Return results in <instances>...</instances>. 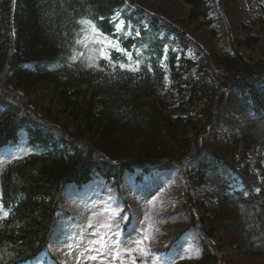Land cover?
Instances as JSON below:
<instances>
[{
  "label": "trees",
  "instance_id": "16d2710c",
  "mask_svg": "<svg viewBox=\"0 0 264 264\" xmlns=\"http://www.w3.org/2000/svg\"><path fill=\"white\" fill-rule=\"evenodd\" d=\"M182 1L190 23L212 26L209 0ZM128 3L134 0H0V151L20 145L23 137L35 151L0 161V264H21L47 244L66 185L102 178L119 186L137 169L177 165L190 168L196 184L209 185L207 195L217 203L201 217L195 216L191 195L183 205L203 240L196 264H223L218 247L207 242L219 226L230 241L264 256V164H256L258 177L247 162L249 150L264 153V109L254 105L261 84L264 93V63L237 52L201 55L196 61L180 53L177 59L178 51L165 52L166 43L148 36L149 28H140L138 36H120L141 73L129 70L135 65L128 66L125 51L116 55L125 67L107 74L96 60L91 69L73 59L92 30L113 32L110 17ZM141 19L135 15L132 22ZM148 24L156 29L157 18L151 16ZM160 27L176 33L168 23ZM163 56L172 86L201 105L202 117L175 116L159 105ZM41 83L52 86L59 115H68L73 127L58 123L59 115L49 114L52 120L44 123L29 114L26 96ZM229 93L243 105L244 125L218 118ZM222 120L239 134L231 141L211 136L209 143L213 127Z\"/></svg>",
  "mask_w": 264,
  "mask_h": 264
},
{
  "label": "rangeland",
  "instance_id": "374dc122",
  "mask_svg": "<svg viewBox=\"0 0 264 264\" xmlns=\"http://www.w3.org/2000/svg\"><path fill=\"white\" fill-rule=\"evenodd\" d=\"M134 4L125 5L113 16L115 33L121 32L126 26L127 29L138 31V27H133L126 19V15L138 7L143 11L141 25L145 28L151 30L148 24L151 16L157 18L160 26L168 23L176 28L177 37L162 31V35L167 37L166 50L169 47L173 51L179 50L187 59L194 61L200 60L201 55L208 57L216 53L237 52L253 63H264V0H209L212 26L202 22L190 23L187 20L188 5L182 0H134ZM255 38L258 39L255 44H246ZM86 40L80 61L87 67L94 63L101 51L104 52V48L120 49L115 38L107 34L99 35L95 30ZM109 42L114 47H109ZM164 57L161 59L162 66ZM205 62L202 60V63ZM133 64L136 65V61L128 65ZM214 69L215 72L220 70L217 66ZM161 85L156 93L162 108L175 116L202 117L198 114L201 105L190 102L186 93L180 94L172 86L169 75L164 77ZM52 93L49 83H41L26 96L30 104L29 114L40 122H50L52 119L47 117L49 114H60L61 107ZM229 94L230 100L218 111V118L228 117L236 120L238 126L244 125L248 120L247 115L241 112L244 110L243 105L234 93ZM256 101L254 105L264 109V99L256 98ZM58 123L73 127L66 114L58 116ZM216 125L208 137L209 143L213 142L211 136L231 141L234 134H239V129H229L223 120ZM238 146L244 149L243 142ZM28 150L27 143L5 148L0 151V161L19 157ZM247 162L259 177L261 171L256 164H264V153L258 149L249 150ZM190 163L193 165L194 161L190 160ZM183 168L186 171L180 165L164 170L153 167L149 171L138 170L129 174L119 186L103 180H93L82 187L67 185L63 191L59 221L49 247L38 260L30 264H196L201 256L203 240L196 230L198 226L191 224L183 205L191 195L190 205L195 216L201 217L209 207L217 208V203L207 195L209 185L196 184L191 179L193 172L190 168ZM238 188L243 186L239 185ZM246 189L247 192L253 191L252 187ZM257 190L254 189V192ZM121 216L127 219L120 220ZM89 221L93 225L91 228L88 227ZM116 223L118 229L113 227L111 231L100 227L102 224ZM219 228L214 229L215 237L207 239V242L212 240L218 247L223 264H264V256L244 250L219 232ZM144 236L148 240L140 247L147 251V255L142 254L135 244ZM90 248L97 251H90ZM93 256L96 259H91Z\"/></svg>",
  "mask_w": 264,
  "mask_h": 264
},
{
  "label": "snow or ice",
  "instance_id": "6c2138e0",
  "mask_svg": "<svg viewBox=\"0 0 264 264\" xmlns=\"http://www.w3.org/2000/svg\"><path fill=\"white\" fill-rule=\"evenodd\" d=\"M93 27H94V26H93ZM137 35H139V33H137ZM109 47H114L113 45H111V42H109ZM117 51H124V50H122V49H117ZM100 56H101V58H103V59H105V60L111 59L110 54L105 53V52H103V51H101ZM128 58L131 59V56L129 55ZM124 67H125L124 64H121V65H120V68H124ZM129 70H135V69H129ZM119 219H120V220H126L127 217H123V216H121ZM92 226H93V225H92V222L89 221V225H88V227L91 228ZM100 227H101V228H104V229H107V230H109V231H111V230L113 229V227H115V228L118 229L119 225H118V223H116V224H102V225H100ZM146 240H148V237H147V236H144V237H142L141 240H137V241H135V244L138 246V250H139L142 254H144V255H147L148 253H147V251H146L143 247H140V246L143 245L144 241H146ZM101 243H103V238L101 239ZM89 250H90V251H97V250L94 249V248H90ZM135 250H136V249H133L132 251H135ZM117 255H119V254L117 253ZM91 259H96V257L93 256V257H91Z\"/></svg>",
  "mask_w": 264,
  "mask_h": 264
},
{
  "label": "bare ground",
  "instance_id": "6f19581e",
  "mask_svg": "<svg viewBox=\"0 0 264 264\" xmlns=\"http://www.w3.org/2000/svg\"><path fill=\"white\" fill-rule=\"evenodd\" d=\"M257 94V99L263 100L264 99V94L262 93L261 89L259 88V92H256Z\"/></svg>",
  "mask_w": 264,
  "mask_h": 264
}]
</instances>
